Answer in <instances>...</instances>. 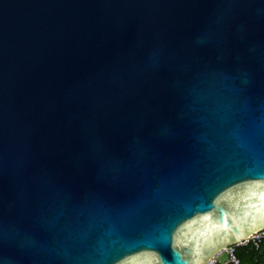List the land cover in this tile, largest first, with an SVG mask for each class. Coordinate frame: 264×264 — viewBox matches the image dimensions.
<instances>
[{
	"label": "water",
	"instance_id": "1",
	"mask_svg": "<svg viewBox=\"0 0 264 264\" xmlns=\"http://www.w3.org/2000/svg\"><path fill=\"white\" fill-rule=\"evenodd\" d=\"M264 230V0H0V264H208Z\"/></svg>",
	"mask_w": 264,
	"mask_h": 264
},
{
	"label": "built area",
	"instance_id": "2",
	"mask_svg": "<svg viewBox=\"0 0 264 264\" xmlns=\"http://www.w3.org/2000/svg\"><path fill=\"white\" fill-rule=\"evenodd\" d=\"M264 239V230L255 232L251 237L247 240L241 241L239 243L233 244L222 252L213 257L208 264H240V259L237 255L236 249L238 246L247 245L252 242L257 248L260 247L261 242ZM222 253H225L227 256L226 260H221Z\"/></svg>",
	"mask_w": 264,
	"mask_h": 264
},
{
	"label": "trees",
	"instance_id": "3",
	"mask_svg": "<svg viewBox=\"0 0 264 264\" xmlns=\"http://www.w3.org/2000/svg\"><path fill=\"white\" fill-rule=\"evenodd\" d=\"M236 252L240 264H264V239L258 248L250 242L247 245L238 246Z\"/></svg>",
	"mask_w": 264,
	"mask_h": 264
},
{
	"label": "rangeland",
	"instance_id": "4",
	"mask_svg": "<svg viewBox=\"0 0 264 264\" xmlns=\"http://www.w3.org/2000/svg\"><path fill=\"white\" fill-rule=\"evenodd\" d=\"M221 257H222L221 260H226L227 259V256H226L225 253H222Z\"/></svg>",
	"mask_w": 264,
	"mask_h": 264
}]
</instances>
